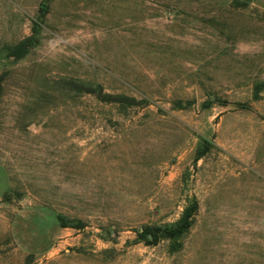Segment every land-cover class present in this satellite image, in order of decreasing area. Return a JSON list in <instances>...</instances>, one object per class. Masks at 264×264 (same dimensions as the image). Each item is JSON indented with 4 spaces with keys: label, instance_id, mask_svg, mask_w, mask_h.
Instances as JSON below:
<instances>
[{
    "label": "rangeland",
    "instance_id": "rangeland-1",
    "mask_svg": "<svg viewBox=\"0 0 264 264\" xmlns=\"http://www.w3.org/2000/svg\"><path fill=\"white\" fill-rule=\"evenodd\" d=\"M191 200L177 245L136 236ZM0 264H264V12L0 0Z\"/></svg>",
    "mask_w": 264,
    "mask_h": 264
},
{
    "label": "trees",
    "instance_id": "trees-1",
    "mask_svg": "<svg viewBox=\"0 0 264 264\" xmlns=\"http://www.w3.org/2000/svg\"><path fill=\"white\" fill-rule=\"evenodd\" d=\"M34 42V36L30 35L24 37L12 45L5 46V55L6 57L19 59L27 53L28 49L34 44ZM73 87H76L75 89L85 92L92 91L93 93H95V95H97L100 101H111L122 106L130 105L131 103H133V99L128 98L126 96H110L105 94H99L96 88H93L91 90V88L85 85L76 84V86ZM200 155L201 154H197L194 159L199 158ZM8 195L9 189L1 196L2 201H7ZM196 209V202L194 200H191L187 205H185L181 209L178 217L174 221L158 226L144 227L142 229H138L136 230V236L141 239L146 245L154 244L157 240H164L168 244L169 248H172L173 245L178 244V240L180 239V237L185 234L190 228L193 220V215ZM55 216L59 227H69L77 229L78 227L83 225L77 219L65 218L58 214H56ZM145 232L146 235H143V233ZM148 235L149 237H151L150 239L148 238Z\"/></svg>",
    "mask_w": 264,
    "mask_h": 264
},
{
    "label": "crops",
    "instance_id": "crops-1",
    "mask_svg": "<svg viewBox=\"0 0 264 264\" xmlns=\"http://www.w3.org/2000/svg\"><path fill=\"white\" fill-rule=\"evenodd\" d=\"M245 1L249 2L251 5L264 12V0H245ZM57 228H58V232L56 233V237H59L60 231L66 229V227H57ZM61 234H63V232H61Z\"/></svg>",
    "mask_w": 264,
    "mask_h": 264
},
{
    "label": "water",
    "instance_id": "water-1",
    "mask_svg": "<svg viewBox=\"0 0 264 264\" xmlns=\"http://www.w3.org/2000/svg\"><path fill=\"white\" fill-rule=\"evenodd\" d=\"M148 238H149V235H148Z\"/></svg>",
    "mask_w": 264,
    "mask_h": 264
}]
</instances>
